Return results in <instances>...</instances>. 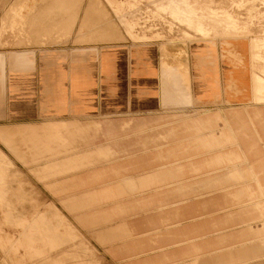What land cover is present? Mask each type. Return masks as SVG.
<instances>
[{"label":"crops","instance_id":"1","mask_svg":"<svg viewBox=\"0 0 264 264\" xmlns=\"http://www.w3.org/2000/svg\"><path fill=\"white\" fill-rule=\"evenodd\" d=\"M46 1L0 0V140L44 156L52 210L111 264H264V105L228 92L243 53L101 43Z\"/></svg>","mask_w":264,"mask_h":264},{"label":"rangeland","instance_id":"2","mask_svg":"<svg viewBox=\"0 0 264 264\" xmlns=\"http://www.w3.org/2000/svg\"><path fill=\"white\" fill-rule=\"evenodd\" d=\"M42 12L45 20L79 19L82 12L85 35H99L101 43L118 42L119 32L125 44L186 50L205 44V32L208 40L234 44L243 53L251 82L244 91L264 99V0H47ZM12 132L18 155L0 140V264H111L108 252L95 250L65 213L52 210V173L44 156Z\"/></svg>","mask_w":264,"mask_h":264},{"label":"bare ground","instance_id":"3","mask_svg":"<svg viewBox=\"0 0 264 264\" xmlns=\"http://www.w3.org/2000/svg\"><path fill=\"white\" fill-rule=\"evenodd\" d=\"M68 1V0H67ZM225 1V0H224ZM113 2H115V1H113ZM112 2V3H113ZM255 2V1H254ZM118 3V2H117ZM225 4V3H224ZM241 7V6H240ZM239 7V8H240ZM163 8H165V7H163ZM168 8V7H167ZM166 9V8H165ZM165 9H163V11L165 10ZM167 10H170L169 8L167 9ZM180 11V10H179ZM179 11H177L178 13H179ZM182 11V10H181ZM162 11H160V13H161ZM166 12V11H165ZM184 12H186V11H184ZM189 12V11H188ZM176 13V12H175ZM175 13H174V16H175ZM184 14V13H183ZM195 14V13H194ZM179 15V14H178ZM190 16H191V12H190V14H189ZM196 15V14H195ZM229 15V14H228ZM250 15V14H249ZM248 15V16H249ZM177 16V15H176ZM176 16H175V19H176ZM179 16H181V14L179 15ZM184 17V16H183ZM226 17V16H225ZM231 17V16H230ZM230 17H229V19H230ZM235 17V16H234ZM238 17V16H237ZM253 16H251V18H252ZM186 18V17H185ZM190 18V17H189ZM119 19V18H118ZM177 19H179L178 18V16H177ZM187 19H188V16H187ZM228 19V20H229ZM227 20V21H228ZM235 21H237V19L235 20ZM235 21L233 20V22L235 23ZM126 23V22H125ZM232 23V22H231ZM233 23V24H234ZM232 24V25H233ZM242 24V23H241ZM240 24V25H241ZM228 25H229V23H228ZM231 25V26H232ZM247 24H245V26H246ZM236 26H238V25H236ZM243 26V25H242ZM242 26H240V27H242ZM237 28V27H236ZM203 29V28H202ZM234 30H235V25H234V28H233ZM246 30V29H245ZM202 31V30H201ZM201 31L199 30V32L201 33ZM204 31V30H203ZM202 31V32H203ZM247 31H248V29H247ZM243 32V31H242ZM245 33H246V31H245ZM239 34V33H238ZM249 34V33H248ZM253 34V33H252ZM203 35L205 36L204 37V39L203 40H201V41H204V43L205 44H202V46L203 47H206V46H214L215 48H220L224 53H225V51H229V50H235V47L233 46V45H231V44H229L228 42H216V41H214V40H208V37H206V36H208L207 34H205V32H203ZM228 35V34H227ZM239 35H241V34H239ZM233 37V36H232ZM241 37V36H240ZM243 37V36H242ZM250 37V36H249ZM264 37V36H263ZM224 38V37H223ZM231 38V37H230ZM235 37H233V39H234ZM114 39L116 40V41H122V36L120 35V33L118 32V33H116L115 34V36H114ZM192 39V38H191ZM194 39V38H193ZM261 40V39H260ZM226 41V40H225ZM261 42V41H260ZM262 43V42H261ZM197 45V44H196ZM197 46H199V44L197 45ZM201 46V45H200ZM238 49V48H237ZM242 49V48H241ZM262 49H263V47H262ZM232 51H230L229 52V54L228 55H230V53H231ZM241 52V51H240ZM260 52H261V50H260ZM263 52V51H262ZM235 53V52H234ZM214 54V53H213ZM263 54V53H262ZM211 55V54H210ZM222 55H223V53H222ZM236 55V54H235ZM237 56V55H236ZM263 56V55H262ZM233 56H232V54H231V58H232ZM223 58V57H222ZM237 58V57H236ZM241 58V57H240ZM201 59V58H200ZM208 59V58H207ZM215 59V58H214ZM225 59V58H224ZM238 59V58H237ZM205 60H206V58H205ZM223 60V59H222ZM241 61H242V59H240ZM211 61V60H210ZM217 61V60H216ZM237 61V60H236ZM199 62V61H198ZM210 65V64H209ZM211 66V65H210ZM164 67L166 68V70H165V73L168 71V68H170L168 65H164ZM209 68V67H208ZM221 71V70H220ZM170 72V71H169ZM224 72V71H223ZM177 74V73H176ZM231 74V73H230ZM169 75H171V74H169ZM174 75V74H173ZM172 76V75H171ZM175 76H177V75H175ZM232 76V75H231ZM165 77L167 78H170V76H168V73H166L165 74ZM165 77H163V78H165ZM230 77V76H229ZM233 77V76H232ZM231 77V78H232ZM167 78V79H168ZM178 78V77H177ZM226 78V77H225ZM230 78V79H231ZM166 79V80H167ZM176 79V78H175ZM179 79H181V78H179ZM224 79V78H223ZM171 80V79H170ZM169 80V81H170ZM173 80V79H172ZM183 80V79H182ZM226 80V79H225ZM229 79L227 78V81H228ZM232 80V79H231ZM176 81H177V79H176ZM179 81V80H178ZM230 81V80H229ZM237 81V80H236ZM175 82V81H174ZM165 84L167 83V82H164ZM171 83V82H170ZM177 83V82H176ZM218 83H220V82H217V84ZM228 84H231V81L230 82H228ZM175 86H176V84H174ZM220 85V84H219ZM222 85V84H221ZM234 86H235V83H234ZM171 87H173L172 85H171ZM178 87V86H177ZM177 87H176V89H177ZM221 87H223V86H221ZM229 87V86H228ZM233 86H231L230 85V89L228 90V92H229V95H231V96H234V97H237V96H239V97H243L244 99H251L247 94H246V92L243 90V91H241L240 89H237V88H235V87H233ZM185 88V87H184ZM171 89H173V88H171ZM178 89H180V88H178ZM166 90V89H165ZM185 90V89H184ZM190 90V89H189ZM220 90V89H219ZM249 90V89H248ZM174 91V90H173ZM177 91V90H176ZM181 91H183L182 89H181ZM181 91L180 92H178V93H181ZM186 91V90H185ZM216 91V90H215ZM169 92H170V90H169ZM223 92V91H222ZM176 93V92H175ZM217 93H218V91H217ZM221 93V92H220ZM219 93V94H220ZM167 94H169V93H167ZM171 94H172V92H171ZM170 94V95H171ZM218 94V95H219ZM225 94V93H224ZM174 95V94H173ZM179 96L180 95H182V94H178ZM178 95H176V96H178ZM193 95V94H192ZM224 96V95H223ZM222 96V97H223ZM167 97V96H166ZM169 97V96H168ZM184 97V96H183ZM183 97H181V98H183ZM256 97V96H255ZM259 97V96H258ZM175 98V97H174ZM193 98V97H192ZM217 98V97H216ZM260 98V97H259ZM184 99H185V97H184ZM187 99V98H186ZM185 99V100H186ZM189 100V99H188ZM191 100V99H190ZM255 103H257V105L258 104H263L264 105V99L262 100V99H252ZM223 101V100H222ZM252 101V102H253ZM217 103V102H216ZM228 103V101L226 102V104ZM218 104V103H217ZM224 104H225V102H224ZM223 104V105H224ZM229 104V103H228ZM227 104V105H228ZM256 105V104H255ZM227 107V106H226ZM232 107V106H231ZM245 109H247V108H245ZM257 109V108H256ZM257 111H258V109H257ZM12 141V140H11ZM5 146H7V145H5ZM237 148V147H236ZM18 155V154H17ZM242 157V156H241ZM1 195V194H0ZM13 216V215H12ZM34 226V225H33ZM52 240V239H51ZM28 244V243H27ZM43 250V249H42ZM48 250V249H47ZM44 255V254H43Z\"/></svg>","mask_w":264,"mask_h":264}]
</instances>
